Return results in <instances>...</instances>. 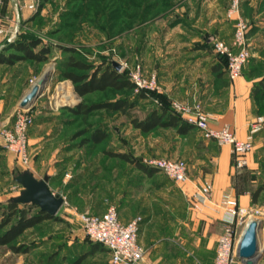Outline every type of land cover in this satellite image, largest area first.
I'll list each match as a JSON object with an SVG mask.
<instances>
[{
	"label": "rangeland",
	"instance_id": "374dc122",
	"mask_svg": "<svg viewBox=\"0 0 264 264\" xmlns=\"http://www.w3.org/2000/svg\"><path fill=\"white\" fill-rule=\"evenodd\" d=\"M37 1V9L25 13V16L31 17L39 12L38 18L32 23H25L21 16L18 29L20 33H30L33 37L42 39L52 48V54L45 63H28L34 67L31 80L37 82L47 76L46 89L48 91L45 102L48 108L55 109L54 111L57 112V117L62 119V123L57 139L48 140L47 144L39 145L40 149L38 147L34 151L32 148L37 145L30 146L29 141L30 130L34 124L30 128L28 143L29 152L32 150L30 152V154L32 153V164L29 168L20 164L15 155L5 147L0 149V205H6L20 194L22 187L15 183L14 173L24 170H30L38 179L49 175L48 185L51 191L61 195L65 199V203L57 220L46 221L27 230L14 244L22 250L28 249L29 253L17 254L11 250L10 246H0V264H70L84 256L86 257L80 264H111L110 253L95 245L85 236L82 216L86 213L99 215L112 204L118 208L119 214L129 213L135 216L139 214L138 207L143 201L168 199L169 190L164 187L170 186L171 191L179 193L181 184L171 180L158 170L154 171L152 175L145 174L135 165L126 163L119 158H112L106 152L126 153L131 159L142 163L147 168L149 167L146 161L151 158L165 157L182 160L188 166V179H191L197 176V172L192 167L194 160L191 161L184 157L170 158L155 152L156 150L161 152L165 148L162 144L155 146L159 133L174 141L182 140L183 144L180 150L186 153L187 149V155L189 150L185 144L190 138H176L177 135L173 129H157L149 134L141 133L134 128L132 121L145 119L153 110L157 102L152 97L141 100L135 91L116 92L111 90L106 93L96 92L85 98H80L75 93L73 84L65 83L67 80H62L58 75V65L60 61L68 57L64 48H74L76 58L95 67L100 66L104 59L107 63L109 60L116 61L122 66L118 71L128 72L130 76L132 69L139 64L144 69L145 75L149 77L153 74H149L141 64V60L137 58V54H140L137 44L141 46L143 40L151 35L153 21L160 15L154 17L150 12L148 17L142 18L143 9H150V5L157 3L156 9H159V13H172L174 16L173 9H190L198 2L194 3L196 0ZM243 2V16L252 26L255 12L264 10V1L256 8L251 7L250 0ZM197 5L199 9V4ZM229 5L230 0H223L219 7L213 6L209 1L206 9H228ZM21 6L23 7L22 4ZM96 10L100 13L95 14ZM19 11L21 14L24 12L22 8ZM92 11L94 12L92 13ZM79 13L81 15L77 16ZM128 15L133 16L130 18ZM164 21L162 23L168 25V20ZM249 36H253L251 31ZM263 43L264 41L261 40V45L256 46L257 56L255 60H251L248 66L249 69L256 70L254 76L259 80L264 77ZM250 46L253 53L252 44ZM120 98H127L135 104L126 114L99 110L85 120L66 110L69 107H76L81 102L90 105ZM60 102L61 106H59ZM33 114L35 116V113ZM261 118L264 119V113ZM11 125L12 121L1 126L0 131L6 128L10 129ZM95 129L106 130L107 139L101 144H84L85 139H88L90 133ZM195 135L194 138L197 142L199 140ZM45 147L48 151L50 149L47 159L41 158V152H39ZM195 181L196 192L191 196L193 204L194 201L196 203L197 193L202 187L197 179ZM170 198L182 199V197H178V194ZM251 214V211L247 213V221L252 216ZM243 230L244 227L241 231L243 232ZM262 235H264L263 226L260 227V236Z\"/></svg>",
	"mask_w": 264,
	"mask_h": 264
},
{
	"label": "crops",
	"instance_id": "0c3cea01",
	"mask_svg": "<svg viewBox=\"0 0 264 264\" xmlns=\"http://www.w3.org/2000/svg\"><path fill=\"white\" fill-rule=\"evenodd\" d=\"M209 1L215 7L223 2L196 0L194 3L198 2L199 9L196 4L190 9H173L174 16L172 13L160 15L153 21L151 35L143 40L141 46L137 44L140 49L137 58L149 74L157 76L159 93L172 101L201 103L211 117L209 125L212 129L229 127L239 139L247 140L253 124L261 118L253 97L259 78L243 74L231 81L226 73L218 78L213 72L217 63L213 41L218 39L230 45L234 22L228 19L227 9H206ZM250 1L251 7L256 8L264 0ZM21 4L24 5L23 0H0V28L4 30L0 34V52L20 34V17L25 23L30 18L29 15L25 16L30 11L23 9ZM21 8L24 11L22 14L19 11ZM255 13L253 25L250 26L253 36L248 35L254 58L258 51L256 46L261 40L264 41V10ZM164 20H168V25L162 23ZM33 71L34 67L28 62L0 65V127L12 121L22 100L30 93ZM65 83L71 82L67 80ZM47 91L45 89L33 105L35 122L29 140L30 146L37 145L32 148L33 151L39 145L47 144L48 140L57 139L61 128L62 119L57 117L53 107L46 105ZM173 131L176 138H190L185 144L188 155L187 149L186 153L180 150L182 140L168 139L162 133L158 134L155 146L162 144L165 148L155 152L170 158L194 160L192 167L197 172L196 178L180 183L179 193L171 191L170 186L164 187L169 190V198L143 201L138 207V215L120 213L119 217L123 223L138 216L143 218L138 242L144 249V258L139 264H214L218 238L226 228L225 219L229 217L222 204L226 197L235 199L239 208L248 212L259 210L261 215L251 214L247 223L252 219L259 220L264 234V192L257 203L252 201V191L259 184L261 172L264 171V119L261 129L253 134L254 149L248 154V166L242 173L235 168L230 146H220L196 129L185 136L179 135L175 129ZM194 134L199 141H195ZM0 147L4 148L1 138ZM39 152L41 158L47 159L50 149L48 151L45 147ZM195 179L202 186L211 187L210 199L205 204L197 200L193 204L191 201L197 187ZM177 194L182 199L170 198ZM259 246L263 257L258 264H264V235L260 236V230ZM237 264L243 263L239 260Z\"/></svg>",
	"mask_w": 264,
	"mask_h": 264
},
{
	"label": "built area",
	"instance_id": "2783aa9c",
	"mask_svg": "<svg viewBox=\"0 0 264 264\" xmlns=\"http://www.w3.org/2000/svg\"><path fill=\"white\" fill-rule=\"evenodd\" d=\"M23 9L34 11L38 7L37 0H23ZM244 0H230L226 15L234 22V34L230 45L222 40L213 41L215 53L225 55L228 59L227 75L231 81L241 77L244 67L252 57L248 35L250 24L242 13ZM4 32L0 28V34ZM141 65H136L130 78L135 85V92H159L160 86L156 75L147 77ZM38 82V81H37ZM37 82L30 80L33 88ZM173 110L189 125L202 132L207 139L214 140L220 146L228 145L234 155V164L237 170L248 166L247 156L254 149L253 134L261 129L263 119L259 118L253 124L251 135L247 140H241L229 127L215 130L210 127V115L199 102L184 103L172 101ZM33 107L18 109L12 116L10 129L0 131V138L4 147L15 155L16 160L29 168L32 156L29 152L28 132L34 124ZM147 166L164 173L168 178L180 184L188 180V166L186 162L178 159L151 158L146 161ZM211 187L202 186L197 193V202L205 204L209 201ZM223 206L227 209L229 217L225 219L226 228L218 238L217 251L214 264H237L239 262L237 248L243 232L247 226V210L239 208L235 199L226 197ZM254 215H261L259 210L252 211ZM82 225L85 236L94 243L102 245L111 255L112 264H139L144 258V249L138 242V235L143 218L135 217L128 223H123L119 217L118 208L109 205L101 214L86 213L82 216Z\"/></svg>",
	"mask_w": 264,
	"mask_h": 264
},
{
	"label": "trees",
	"instance_id": "16d2710c",
	"mask_svg": "<svg viewBox=\"0 0 264 264\" xmlns=\"http://www.w3.org/2000/svg\"><path fill=\"white\" fill-rule=\"evenodd\" d=\"M149 7L150 9L147 7V9H143L144 13L142 18L148 17L150 12L154 17L163 14V12L159 13V9H156L157 3L150 5ZM93 12L94 11H92V13ZM38 13L39 12L31 16L30 19L27 20V23L35 21L36 18H38ZM94 13L99 14L100 11L98 12V10H96ZM80 15L81 14L79 13L77 16ZM128 16L131 18L133 15ZM64 52L67 53L68 57L59 62V69L57 70L58 75L62 80H69L73 84L74 91L80 98H85L87 95L96 92L106 93L111 90L116 92L135 91V85L128 72H119L113 66V61L109 60L107 63L104 59L101 61L102 63L100 66L95 67L94 65L76 58V50L74 48H64ZM51 54L52 48L50 45L45 44L42 39L33 37L30 33L21 32L14 42L10 43L3 51L0 52V65L6 64L11 66L18 62H36L41 64L45 63ZM215 54L217 57V63L214 66L213 72L217 74L218 78H220L225 73L227 74L228 59L225 55ZM251 60H255V58H250L247 65L244 67L243 74L252 78L256 77L254 76L256 70L248 68ZM136 94L141 100L152 97L153 100L157 102V105L154 106L153 110L146 116L145 119H134L132 121L134 128L139 130L141 133L149 134L157 129H175L179 135L185 136L191 130L195 129L173 110L171 105L172 100L165 95L156 91H141ZM253 97L257 106V113L259 116H262V113H264V77L255 84ZM134 106V102H131L129 99L120 98L116 100L100 101L90 105L85 102H81L76 107H69L66 108V110L71 114L80 116L86 120L91 114L99 110L126 114ZM106 139V130L95 129L90 133V137L85 139L84 144H101ZM0 149L3 148L0 147ZM106 154L112 158H119L126 163H131L148 175H152L153 172L156 171V169L147 168L142 163L134 161L126 153H114L107 151ZM246 168L247 167L240 169L239 173H242ZM261 174V178L259 179V182L261 181V183H259L252 191L253 203H257L264 192V171H262ZM57 219L58 215L51 216L48 213L41 211L33 204L19 205L10 201L4 206L0 205V246H10L14 253L27 254L29 253L28 249L22 250L20 247L14 245L17 240L27 230L35 228L46 221H55ZM94 244L104 248L98 243ZM85 257L86 256L78 259L73 264H80L82 259Z\"/></svg>",
	"mask_w": 264,
	"mask_h": 264
},
{
	"label": "water",
	"instance_id": "95a60500",
	"mask_svg": "<svg viewBox=\"0 0 264 264\" xmlns=\"http://www.w3.org/2000/svg\"><path fill=\"white\" fill-rule=\"evenodd\" d=\"M112 64L117 70H120L122 67L116 61H113ZM47 82V76L41 78L22 100L20 108L29 109L33 107L36 100L47 88ZM49 179V175H45L43 179H38L30 170L15 171L14 181L22 187V191L11 202L19 205L33 204L41 211L51 216H57L65 203V199L61 195L54 194L51 191L48 185ZM261 225L259 220L252 219L242 234L237 248V255L243 264H258L263 257V251L259 246V230Z\"/></svg>",
	"mask_w": 264,
	"mask_h": 264
},
{
	"label": "bare ground",
	"instance_id": "6f19581e",
	"mask_svg": "<svg viewBox=\"0 0 264 264\" xmlns=\"http://www.w3.org/2000/svg\"><path fill=\"white\" fill-rule=\"evenodd\" d=\"M67 96V95H66ZM68 97H66V99H67ZM68 100V99H67ZM62 104H61V102L59 103V106H61ZM244 232V231H243Z\"/></svg>",
	"mask_w": 264,
	"mask_h": 264
}]
</instances>
